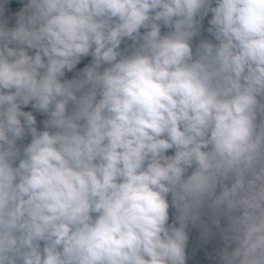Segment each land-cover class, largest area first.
I'll return each mask as SVG.
<instances>
[{"label":"clouds","instance_id":"9594fccd","mask_svg":"<svg viewBox=\"0 0 264 264\" xmlns=\"http://www.w3.org/2000/svg\"><path fill=\"white\" fill-rule=\"evenodd\" d=\"M0 264H264V0H0Z\"/></svg>","mask_w":264,"mask_h":264}]
</instances>
